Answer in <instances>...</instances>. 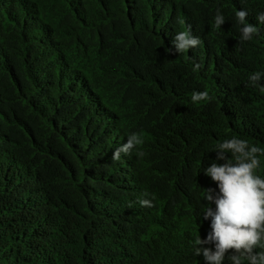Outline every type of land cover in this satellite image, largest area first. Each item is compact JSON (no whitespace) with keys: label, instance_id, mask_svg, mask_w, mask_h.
<instances>
[{"label":"trees","instance_id":"16d2710c","mask_svg":"<svg viewBox=\"0 0 264 264\" xmlns=\"http://www.w3.org/2000/svg\"><path fill=\"white\" fill-rule=\"evenodd\" d=\"M237 10L260 29L250 41ZM260 12L264 0H0V264H206L191 241L211 231L217 143L264 148V77L249 81L264 73ZM189 28L201 43L179 53ZM132 133L144 155L113 159Z\"/></svg>","mask_w":264,"mask_h":264},{"label":"clouds","instance_id":"9594fccd","mask_svg":"<svg viewBox=\"0 0 264 264\" xmlns=\"http://www.w3.org/2000/svg\"><path fill=\"white\" fill-rule=\"evenodd\" d=\"M235 16L241 25L240 43L259 35L260 29L248 22L247 11L237 10ZM257 20L264 24V12L258 13ZM224 23V16L217 10L214 27L219 29ZM200 43V38L193 37L190 28L177 32L173 41L179 53L195 48ZM200 67V64H196L194 70ZM262 77L264 73L255 72L249 76V81L256 86ZM260 91L264 93V86H260ZM210 99L207 91L191 94L193 103ZM143 143V133L130 134L127 142L113 153V159H119L121 152L128 153L133 149H137L136 155L142 157L144 153L139 147ZM215 152L217 160L206 167L204 174L211 177L219 191L205 189L207 207L202 217L204 220L210 219L211 231L206 239L197 236L191 241L195 255L202 254L206 264H224L225 259L230 264H264V179L254 174V170L260 167V156H264V148L250 144L247 139L232 137L218 142ZM227 154L231 155L230 159ZM154 199L153 196L152 199L139 202L151 208ZM212 204H215L214 209ZM206 244L214 245V250L212 247H204Z\"/></svg>","mask_w":264,"mask_h":264}]
</instances>
